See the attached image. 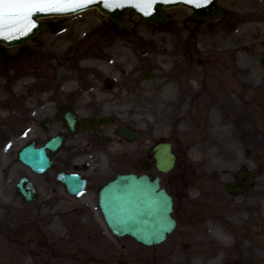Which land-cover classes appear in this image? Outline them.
<instances>
[{
    "label": "rangeland",
    "instance_id": "obj_1",
    "mask_svg": "<svg viewBox=\"0 0 264 264\" xmlns=\"http://www.w3.org/2000/svg\"><path fill=\"white\" fill-rule=\"evenodd\" d=\"M221 7L223 15L216 23L197 22L191 19L189 10L170 8L165 11L170 17L167 24L145 26L136 23L132 29H118L97 10L74 17H50L44 20L48 29L24 49L0 46V101L4 103L0 117L16 116L12 132L11 122L0 127V134L4 133L0 142L1 198L7 197L14 206V212L0 206V264L9 250L19 252L21 262L15 259L18 264H118L119 260L125 264H161L162 261L175 264L173 253L177 252L178 260L187 257L192 240L199 252L211 249L212 257L220 253L219 264H243L245 247L251 246L249 250L257 254L263 249L264 69L259 66L258 57L264 51V20L261 15L253 14L258 20L247 22L244 14L263 12L264 0H222ZM246 24H253L255 28L245 30ZM91 26L93 30L75 41L67 53L49 56L48 51L52 49L46 42L56 33ZM93 50H98V54L103 52L104 57L76 60L78 65L71 68L73 87L64 88L65 81H57L54 64ZM146 68L152 74L149 81L141 77ZM174 70L181 78L186 77L181 86H185L188 77L203 76L204 72H222L232 78L229 81L234 96V105L229 111L233 113L231 124L235 128L236 118L252 112L254 118L249 115L245 130L248 131L247 126L252 131L246 138L254 142H245L243 136L237 142L229 137L213 139L208 129L206 134L203 107L191 105L186 100L188 92L171 80ZM104 78L114 81L110 92L116 98L103 95L94 100L86 98L87 95L96 98L92 88L103 92ZM172 84L168 93V85ZM199 85L202 92L209 93L205 86L203 88V81ZM73 89L75 91H71ZM12 90L21 91L23 104L18 99L12 100L14 96L9 95ZM172 93H175L173 97ZM249 97L255 100L253 108L246 105ZM75 99L81 116L111 114L118 124L139 128L142 136L136 144L143 147V156L150 142L160 138L171 141L179 153L175 183L167 180V184L164 180L174 199L173 217L177 227L161 245L145 248L130 238L111 237L96 206L63 195L60 188L54 187L49 173L42 176L43 179L38 178L42 180L43 189L34 206L23 204L15 192L17 180L27 175L15 159L24 138L13 139L12 133L15 135L22 130L26 121L38 124L44 114L54 110V103H71ZM175 99L182 101L181 105L186 102L182 110L175 109ZM203 100L208 102L205 96ZM236 106L240 110L235 111ZM15 108L20 109L16 111ZM135 153L130 151L129 155ZM227 154L235 162L227 173L218 174L212 165L199 163L200 159L217 160ZM243 167L255 174L251 193L228 196L222 191V185L231 181L235 172ZM219 232L225 237L219 236ZM27 237H39L41 246L53 252L44 255L35 247L29 258L27 251L24 254ZM15 240L21 242L20 247L12 244ZM202 240H208L209 245ZM25 243L29 245V241ZM14 256L18 258L16 253Z\"/></svg>",
    "mask_w": 264,
    "mask_h": 264
},
{
    "label": "water",
    "instance_id": "obj_2",
    "mask_svg": "<svg viewBox=\"0 0 264 264\" xmlns=\"http://www.w3.org/2000/svg\"><path fill=\"white\" fill-rule=\"evenodd\" d=\"M217 1L218 0H211L205 7H194L192 4L185 2V0H169L167 3L157 2L152 9L149 10V14L147 15L131 6L108 8L105 7L103 3L98 2V0H93V3L90 5L95 4L103 13L109 16L111 21L118 22L122 25L124 24L123 16L125 14L129 16H139L140 22L149 24L155 22L162 23L165 21V18L161 9L164 6L175 4H186L190 6L194 12V16L197 18L215 20L221 13ZM37 16L33 19L35 20ZM35 22L36 27L28 35L12 38L10 40L0 39V42H4L7 45L19 44L23 46L36 31L45 28V25L36 20ZM127 25H131V23H127ZM261 63L264 65V55L261 58ZM61 138L52 142L50 148L54 149L57 147ZM41 154L40 152L31 153V157L27 158V164L31 165L33 168H38L39 171L43 169L42 167L45 168L47 166V160L46 158L42 160ZM153 155L158 159L159 164H166L170 166V168L175 160L170 153L169 145H160L154 148ZM60 179L64 183L70 178L63 175ZM249 180L250 177L248 175L239 176L238 182L225 186V190L246 192L248 188L245 182ZM80 185L81 183H77L75 186L73 185V187H80ZM17 189L23 195L27 203L33 201V190L25 180L20 182ZM99 204L104 219L113 234L117 236L128 234L135 237L139 242L147 245L160 242L175 225V222L169 217V213L171 212L170 198L165 194L163 189H159L158 178L156 177L150 181L145 176H117L101 190Z\"/></svg>",
    "mask_w": 264,
    "mask_h": 264
},
{
    "label": "bare ground",
    "instance_id": "obj_3",
    "mask_svg": "<svg viewBox=\"0 0 264 264\" xmlns=\"http://www.w3.org/2000/svg\"><path fill=\"white\" fill-rule=\"evenodd\" d=\"M96 9V7H90L85 9L82 13H86L88 11H90L89 9ZM253 14H257V15H261L262 19L264 20V11L263 12H247L244 14V20H246L247 22L251 21V20H258L255 17H252ZM78 13L74 14L71 17L77 16ZM39 18L40 20L43 19ZM93 26L91 27H77L76 29H72L69 30L67 29L66 31H63L62 33H56L52 38L51 41L46 42V46L48 48H51V51H48L49 56L50 57H55L56 53L57 55H63L64 53H67L68 50L71 48V46L75 43V41H79L81 39L84 38V36L89 32L92 31ZM262 27L264 28V24L262 25ZM255 28V26L253 24H246L243 29L245 30H253ZM251 32V31H250ZM177 42V41H176ZM63 43H69L67 45V47H60L61 44ZM60 47V48H59ZM54 48H59V50H55ZM98 50H93V51H86V52H82V53H78L76 55H73V57H71V60L68 61H61L63 59H61L58 64H54V70L56 72V76H57V81L61 82V81H65L64 83V88H72L73 84H72V79L74 78V75L72 74V70L71 68H74L75 66H77L78 64L76 63V60H78L81 57H90L92 60L96 59V58H103L104 54L102 52V54H98L97 53ZM106 56V55H105ZM96 61V60H95ZM82 66V64L80 65ZM245 69V68H244ZM71 70V71H70ZM246 70V69H245ZM214 75H209L206 78V82L208 79H212ZM176 84H179V80L178 79H174ZM212 82H214V79H212ZM169 86L168 89V93L171 92V88L174 86V84H172L171 86ZM167 88H164V90H166ZM213 90H215L216 88L213 86L212 88ZM15 91H19L18 93H16ZM15 91H11V93L9 95L14 96V98L12 100H20V103L23 104V98L20 96L21 91L20 90H15ZM1 93V92H0ZM175 95V93H172L171 97H173ZM230 95L225 92L223 93V95L218 98V105L216 106V109H218L221 112H224L223 114H217L216 112L212 111L213 114H211V110H210V118H209V128H211V131L214 133L213 136L215 137V139L217 140H225L226 138H230L231 137V128L229 126V121L231 119V113H227V109L229 104H225L227 101H230ZM182 101H177L176 99L173 101V105L175 107V109L177 111L182 110L181 105ZM4 107V103L3 101H0V111L1 108ZM16 111L19 110L20 108H15ZM16 118L13 114L11 115H6L4 117H0V127L2 126V124H4L5 122H7L9 119L12 118ZM4 134V133H3ZM228 155V154H227ZM232 157L228 156H221L220 158L213 159V158H208V159H198L199 163H204V164H209L212 165L215 168V172L218 174H223V173H227L230 171V169L232 168V166L235 164L234 160L231 159ZM0 206H4L7 208V211L9 212H14V206L12 204V202L4 196V198H1V191H0ZM202 230V228H201ZM221 237H225L224 234L222 232H219L218 234ZM203 241V240H202ZM204 242V241H203ZM205 245H209L208 240H206V242H204ZM227 243V241L225 242ZM13 245H17L18 247H20L21 242L19 240H15V242L12 243ZM260 243L258 242L257 245H259ZM23 245V244H22ZM190 246L191 248L188 250L187 252V257L182 258L181 260L177 259V252L173 253V257L175 258L174 262L175 264H219V258H220V253L217 254L216 257H212L213 255V250L211 249H203L201 252L196 250V245L195 242L192 240L190 242ZM251 246L245 247L246 250L245 253L243 254V264H264V253H262V251H264V236L261 237V247L263 249L258 250V254L249 250ZM24 248V246H23ZM25 252V251H24ZM17 254L16 258L14 256V254ZM19 252L14 251V250H9L7 252V255L4 257V259L1 261L2 264H18L16 263V261H20L19 258ZM16 259V261H15ZM21 262V261H20ZM161 264H167L165 262L162 261Z\"/></svg>",
    "mask_w": 264,
    "mask_h": 264
},
{
    "label": "snow or ice",
    "instance_id": "obj_4",
    "mask_svg": "<svg viewBox=\"0 0 264 264\" xmlns=\"http://www.w3.org/2000/svg\"><path fill=\"white\" fill-rule=\"evenodd\" d=\"M108 8L131 6L143 14L157 2L169 0H98ZM194 7H205L211 0H185ZM93 3V0H0V39L10 40L28 35L35 27L33 19L38 14L56 13L66 15L79 11Z\"/></svg>",
    "mask_w": 264,
    "mask_h": 264
},
{
    "label": "flooded vegetation",
    "instance_id": "obj_5",
    "mask_svg": "<svg viewBox=\"0 0 264 264\" xmlns=\"http://www.w3.org/2000/svg\"><path fill=\"white\" fill-rule=\"evenodd\" d=\"M48 124L51 130L50 135L49 133L42 131L43 133L37 136V139L42 140V144L49 138V136L51 137L63 131L62 124H60V122L57 121L55 117H53L52 120L48 122ZM104 135H107L106 129H101L98 132L85 133L83 131H78V134L75 137H70L65 144L66 146L68 145V149L65 152V155H67L68 158H66V156L62 157V154L60 155V151L58 154L53 156V165L64 166V164H66L64 167H66L67 165L70 166L71 162L73 163L74 160L80 157L87 158L90 162L97 160L98 157L107 160L108 153L104 152L105 146L103 144V142L106 141L107 138H104ZM118 159V164H124L126 162V156L119 155ZM71 167L77 168V164H72ZM83 168L86 169V165L84 163L81 164L80 170L77 172L83 173ZM96 178L94 180H90V182L93 183Z\"/></svg>",
    "mask_w": 264,
    "mask_h": 264
}]
</instances>
